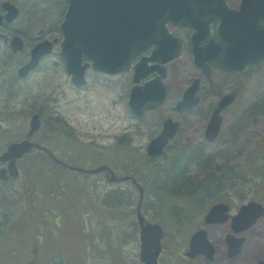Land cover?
Wrapping results in <instances>:
<instances>
[{
    "label": "rangeland",
    "instance_id": "374dc122",
    "mask_svg": "<svg viewBox=\"0 0 264 264\" xmlns=\"http://www.w3.org/2000/svg\"><path fill=\"white\" fill-rule=\"evenodd\" d=\"M5 1L0 0V3ZM10 1L21 8V16L11 27L15 29V35L24 39L26 50L13 54L9 44L0 40V67L3 68L0 69V155L10 143L26 139L31 119L38 113L42 119L41 127L32 139L49 151L37 148L29 161L33 162L34 157L54 155L74 159L77 162L72 163L89 169L110 165L121 172V176L136 173L135 177L144 187L142 212L146 220L163 222L167 233L160 264H185L193 230L196 225L203 224L213 205L229 204L235 214L251 201L264 203V62L251 66L240 75L215 74L216 87L211 88L202 72L194 66L192 32L171 27L176 36L184 39L185 46L181 57L167 66L168 101L144 118H138L129 107L132 72L108 77L90 71L85 87L78 88L73 84L59 57L63 41L61 24L69 0ZM226 1L234 8L241 4V0ZM48 12L49 18L45 17ZM44 39L57 41L54 54L42 62L38 73L20 79L16 74L17 67L28 61L31 47ZM196 78L202 79L201 89L196 94L201 98L200 104L178 110L177 103ZM236 90V101L223 113L224 123L218 142L208 143L203 134L219 99ZM169 117L180 122V132L163 156L150 158L147 147ZM187 157H191L187 174L194 188L177 193L185 197L182 201L177 200L181 198L173 201L164 195L160 198L162 194L169 195L158 187L161 180L166 179V171L175 160H186ZM120 160H123L122 164ZM30 167L19 163L21 174L18 179L8 182L0 179V264H29L32 258L27 254L24 256L28 258H21V261L10 257L11 241L17 237L16 232L24 228L22 219L28 207L39 211L40 202L35 197L31 200L28 193L30 186L37 183L35 178L25 177L35 171ZM54 173L56 178L58 173ZM70 174L71 171L64 177H57L63 187L69 189V205L78 207L75 224L71 222V227L60 225L64 214L59 216L58 210L63 209L65 213L72 207L66 202L40 208L43 216L39 230L51 234V241L56 243V252H47L55 258L50 264H142L136 214L139 190L134 183H111L103 173L77 174L72 178ZM28 180H31L29 185ZM46 185L43 200L52 182L47 181ZM57 189L53 192L56 196L60 194ZM54 218L59 221L58 227L53 224ZM207 230L214 247L222 248L221 264H264V218L245 233L248 244L241 251L242 255L238 254L231 263L223 255V234L229 229L212 224ZM64 231L71 233V238L77 237L76 248L70 237L64 238ZM22 238L25 248L21 253L32 254L31 247L43 252L38 242L32 244L41 240L38 235Z\"/></svg>",
    "mask_w": 264,
    "mask_h": 264
},
{
    "label": "water",
    "instance_id": "95a60500",
    "mask_svg": "<svg viewBox=\"0 0 264 264\" xmlns=\"http://www.w3.org/2000/svg\"><path fill=\"white\" fill-rule=\"evenodd\" d=\"M8 11L6 17L0 13V24L6 20L15 21L20 9L10 3L3 4ZM264 17V0H243L241 10L228 6L226 0H69V6L61 29L64 40L61 43L60 56L65 63L72 81L77 86L86 83V72L92 67L96 72L105 75L125 74L132 68L133 62L143 56L153 46L156 50L150 57H142L135 66L134 82L130 94V107L136 116L164 104L168 98V89L163 79L167 70L163 67L176 60L182 51V40L173 36L166 26L167 22L180 28L186 26L196 31L193 36V54L195 64L203 68L208 78L211 68L225 73H240L250 65L264 61V26L258 21ZM220 21L218 33L211 40V24ZM4 39H8L0 33ZM15 52L24 48L23 41L16 37L12 42ZM53 51L49 40L39 43L32 50L31 61L19 70L21 77L39 65L41 59ZM89 62L84 63V59ZM149 62H154L153 66ZM152 73L157 77L145 85H139ZM199 80L190 87L178 109L196 106L199 98L195 96L199 89ZM236 98L235 94L226 96L215 111L207 130L210 141L217 138L223 118L220 113ZM28 139L21 143H12L6 153L0 157V163L9 162L7 169L0 170L2 180L9 175L17 178L19 171L16 160L39 147L30 138L41 126L39 115L31 120ZM179 123L172 119L165 121L164 130L154 139L149 147L150 156L162 155L169 140L177 134ZM78 171L98 174H111L112 181H121L114 171L106 165L93 170L75 168ZM141 201L143 189L140 187ZM230 206L224 203L215 205L209 212L206 223H226L230 216ZM264 217V205L252 201L241 207L239 213L232 217V228L235 233H242ZM138 220L141 228V261L144 264H158L162 251L161 241L164 231L159 224L147 222L138 206ZM229 256L241 253L245 238L229 236ZM188 256L195 258L205 254L213 259L214 246L207 238L206 231L197 232L191 240Z\"/></svg>",
    "mask_w": 264,
    "mask_h": 264
},
{
    "label": "flooded vegetation",
    "instance_id": "af4514ba",
    "mask_svg": "<svg viewBox=\"0 0 264 264\" xmlns=\"http://www.w3.org/2000/svg\"><path fill=\"white\" fill-rule=\"evenodd\" d=\"M0 12L2 13L3 16H6V14H7V11L3 8L2 3H0ZM261 22L264 23V20L262 19ZM11 25H13V24H9L7 26H3L2 27V31L3 32H6L7 31V32H10V33H14L15 29H13V27H11ZM35 45H33V46H35ZM0 69L3 70L2 67H0ZM40 69H41V65L38 68H36L35 70L31 71L29 73V75L26 78H23V79H28V78L32 77L33 75H35L36 73H38L40 71ZM201 86H202V84H201ZM209 86L211 88L216 87V82H214L213 84L209 83ZM237 91L238 90H236L235 93H237ZM38 115L40 116V119H41V115L40 114H38ZM41 121H42V119H41ZM223 123H224V121H223ZM180 129H181V125H180ZM179 132H180V130H179ZM179 132H178V134H179ZM220 136H221V133H220L219 137L217 138V140L215 142H218V139L220 138ZM203 137L206 139V131L204 132ZM208 143H210V142H208ZM36 150H34V151H36ZM36 160L38 162H40V163H44V166L45 167L41 168V170H46V171L53 170V171H56V173H58V175H55L56 176V182L54 184H52V186H50V187L47 188V192H46V195L47 196L45 197L44 200H43V193H44V187L47 186L46 185L47 184V181L46 180H42L41 181L43 183V185L41 187L42 188L41 190H38L37 189V186L34 183L32 184V186H30L31 188H29V191H28V193L31 194V198L30 199L31 200H34L33 197H35L40 202L39 211L31 209L30 206L28 207L27 213L24 215V217L22 219V221L24 223V225H23L24 226V229L18 230L19 232H16L17 237H15L13 239L11 238L12 239V241H11L12 251L10 252V257L11 258L13 257L15 260H19V261H21V258L23 260H25L28 257H32L29 264H50L52 261L55 260V258H53L54 255H51V254L48 255L47 252L49 250H52L51 253L56 252V250H57L56 249V243H54V242L51 241V240H53L52 239L53 236L51 234H46L45 232L42 233L39 230V227L38 226H39V223L41 222V217L43 216L42 215V211L40 210V208L41 207L47 208V207H50L51 205H55L56 203H64V202H66L69 205V203L67 201V197L70 194V192L68 193L69 189H66V188L63 187V183L58 179L57 176L64 177V176H66V173H68L70 171H71V174H70V177L71 178L74 177V176H76L77 174L88 175L86 173H82V172L79 173V172H76L75 170H71L70 167L71 166H79V167H83L85 169H89V168H86V167H84L81 164H80L81 165L80 166V165H78L76 163L75 164L72 163V161L77 162L74 159L68 160V159H62V158H59V157H56L55 158V157L47 156L45 158H40L39 157ZM120 164H122L121 163V160H120ZM120 164H119V166H120ZM2 166H4V167L7 166V163H3ZM2 166H0V167H2ZM113 169L118 174V176H121L120 175L121 172H118L115 168H113ZM66 170H68V172H65ZM52 176L54 177V174H52ZM107 179H108V177H107ZM29 182L30 181L28 180V185H29ZM55 188H58L57 191L60 192V194H57V196L53 194ZM77 195H78V193H77ZM83 202H85V201L83 200ZM34 203H36V202H34ZM77 205H78V203H77ZM69 206H72L71 209L70 210H67L65 213L63 212V209L58 210V211H60L59 216H61L62 214H64V218H63L62 222L60 223L61 227H63L64 224H66V225H68V226L71 227V222H72V224H75L74 218H76V216H77L78 207H74L75 205L73 206L72 203H70ZM37 214H39L38 217H37ZM203 221H205V218H204ZM58 222H57V219L54 218L53 224H54L55 227H58L59 226V223ZM204 226H205V223L204 222H203V224L196 225L195 229L193 230V233H192L191 237L198 230L202 229ZM227 226H228V224H227ZM209 227H212V226H209ZM220 227L223 228V226H220ZM229 227H230V224H229ZM229 227H227V228L229 229ZM39 231L41 232L42 235L40 234ZM69 232L72 233V230H70ZM69 232H67V236L68 237L67 236H64V238L65 237H67V238L70 237L69 234H71V233H69ZM34 234L38 235L41 238V240H37L36 242H33L32 244L34 245V244H36L38 242V244H40L41 248L43 249V252L40 251L41 249L40 250L38 248H36V249L33 248L32 249V247H31L30 250H33V253L32 254H30L29 252L21 253V251L25 248L23 246L24 244H23V241H22L23 240L22 236L23 237H25V235L26 236H29V235L32 236ZM209 234H210V231H209ZM228 234H229L228 231H225L224 234H223V250H224L223 251V255L227 258V261H230V263H231V262H234L235 261V258H237L238 256L235 257V258L230 259L229 255H228V252H229V241H228V237H227ZM76 240L77 239H73L71 241V243H72V245H73L74 248H76V245H77L76 244ZM48 241H49V243H48ZM246 243L248 244V237H247V242ZM61 245H62V242H60L59 246H61ZM17 247H20V248H17ZM221 249L222 248L220 246L216 247V258H215V260L213 262L207 260L203 256V257H199V258H197L195 260H191V259L186 258L187 261H185V264H199V263H201V264H221V260L219 258V254H221L220 253ZM24 254H27L28 257H26V255L24 256ZM51 257L53 259H50V260H47L46 259V258H51ZM9 260H10V258H9ZM18 263H15V264H18Z\"/></svg>",
    "mask_w": 264,
    "mask_h": 264
},
{
    "label": "trees",
    "instance_id": "16d2710c",
    "mask_svg": "<svg viewBox=\"0 0 264 264\" xmlns=\"http://www.w3.org/2000/svg\"><path fill=\"white\" fill-rule=\"evenodd\" d=\"M49 11V10H48ZM48 17L49 12L45 14ZM57 16L59 15L56 14ZM56 16V17H57ZM49 18V17H48ZM28 157V156H27ZM32 156L25 159L28 163H24V161L21 163L22 166H31L35 169V171L32 170V172H29L28 174H25V177L35 178V181L37 183H34L37 186L38 190H41L43 183L42 180L51 181L52 184L56 182V178L52 176V174H55L53 170H41V168L45 167L44 163L38 162L36 157L33 158V162L29 161ZM191 157H187L186 160H182L181 158H178L174 161V164L171 166L169 170L166 171V179L164 181L161 180L162 183H160L161 186L158 185L159 188L163 189V192L169 193V195L162 194L160 198H166L170 197L173 201L177 200H184L185 197L178 196L180 192H184L187 190H190L191 188H194L193 182L191 181V178L188 176L187 168L190 164ZM30 167V168H31ZM49 167V166H48ZM31 168V169H32ZM43 175V176H42ZM169 176V177H168ZM40 177V178H39ZM189 193V192H188ZM175 194V195H173ZM175 198H181L175 200ZM168 200V199H167Z\"/></svg>",
    "mask_w": 264,
    "mask_h": 264
}]
</instances>
